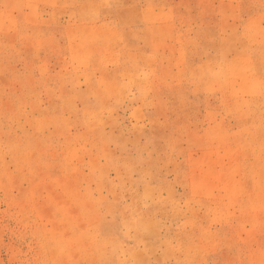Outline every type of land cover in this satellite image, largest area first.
<instances>
[{
  "label": "rangeland",
  "instance_id": "rangeland-1",
  "mask_svg": "<svg viewBox=\"0 0 264 264\" xmlns=\"http://www.w3.org/2000/svg\"><path fill=\"white\" fill-rule=\"evenodd\" d=\"M0 264H264V0H0Z\"/></svg>",
  "mask_w": 264,
  "mask_h": 264
}]
</instances>
